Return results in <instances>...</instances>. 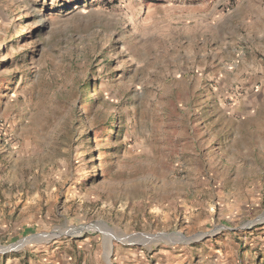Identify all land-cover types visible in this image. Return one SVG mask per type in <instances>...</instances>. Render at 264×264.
I'll list each match as a JSON object with an SVG mask.
<instances>
[{
  "label": "rangeland",
  "instance_id": "rangeland-1",
  "mask_svg": "<svg viewBox=\"0 0 264 264\" xmlns=\"http://www.w3.org/2000/svg\"><path fill=\"white\" fill-rule=\"evenodd\" d=\"M105 238L264 264V0H0V264Z\"/></svg>",
  "mask_w": 264,
  "mask_h": 264
},
{
  "label": "bare ground",
  "instance_id": "bare-ground-1",
  "mask_svg": "<svg viewBox=\"0 0 264 264\" xmlns=\"http://www.w3.org/2000/svg\"><path fill=\"white\" fill-rule=\"evenodd\" d=\"M105 247H106V262H107V264H111L109 257L111 254L112 244H111V240L109 238H105Z\"/></svg>",
  "mask_w": 264,
  "mask_h": 264
}]
</instances>
